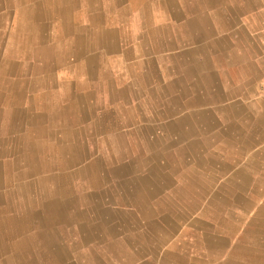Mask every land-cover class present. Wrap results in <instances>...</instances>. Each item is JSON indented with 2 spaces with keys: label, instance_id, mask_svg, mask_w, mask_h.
I'll list each match as a JSON object with an SVG mask.
<instances>
[{
  "label": "crops",
  "instance_id": "0c3cea01",
  "mask_svg": "<svg viewBox=\"0 0 264 264\" xmlns=\"http://www.w3.org/2000/svg\"><path fill=\"white\" fill-rule=\"evenodd\" d=\"M72 148L99 149V165L116 173L100 170L98 189L82 174L66 177L53 155ZM0 165V198L59 179L99 205L98 235L87 223L73 237L84 238L81 251H98L81 264H161L159 234L158 249L133 242L145 220L169 245L208 228V248L189 264L229 257L250 220L264 243V0H0ZM236 213L241 230L226 236L216 223L230 226ZM107 228L141 257L103 254Z\"/></svg>",
  "mask_w": 264,
  "mask_h": 264
},
{
  "label": "bare ground",
  "instance_id": "6f19581e",
  "mask_svg": "<svg viewBox=\"0 0 264 264\" xmlns=\"http://www.w3.org/2000/svg\"><path fill=\"white\" fill-rule=\"evenodd\" d=\"M14 14H16V12ZM27 16H28V13H27ZM63 17H64V15H63ZM28 18H29V16H28ZM28 18H26V19H28ZM4 22H5V20H4ZM227 26H229V25H227ZM1 27H2V25H1ZM246 32H247V30H246ZM29 34H30V32H29ZM122 44H123V41H122ZM109 48H111V47H109ZM80 55H81V53H80ZM125 64L127 65V63H125ZM126 68H127V66H126ZM82 71H83V68H82ZM79 72H81V71H79ZM80 75H81V73H80ZM82 75H84V74L82 73ZM60 77H61V75H60ZM160 79H161V77H160ZM85 80H83V81H85ZM96 84H95V86H96ZM93 95H95V92L93 93ZM152 96H154V95H152ZM93 97H91V98H93ZM126 99H128V98H126ZM101 103H102V101H101ZM88 126H90V125H88ZM92 135H93V133H92ZM33 147H34V145H33ZM78 151H80L79 148H77V149L72 148V149H69V150H59V149H57L56 151H54V155H53L54 156V159H56V162H58L56 164L57 166H55L56 167V170L59 169V171L62 172L63 174H65L66 177H70L72 179H74L76 176H79L80 174H82L83 177L88 180V178L92 174L96 173V170L93 167V162L92 161L88 162L83 167L81 166L82 168L79 167L78 168V171H75L74 170L72 172V173L75 174L74 176H69V173L67 172L68 170H65V168H67L68 166H71V165H74L75 164V162H76L75 158L78 157ZM97 151H99V149H93L92 150L93 155ZM106 153H107V155L104 156L105 159L107 157L108 158L111 157L110 151L109 152H106ZM81 154L83 155L84 152L82 151ZM34 155L35 154L32 153V154H30V157L33 158ZM25 158H28V157L25 155ZM105 165H107V164H105ZM61 170H64V172L61 171ZM208 172H209V170H208ZM102 173L105 174V175L110 176V175H113L114 173H116V170L114 168H112L111 165H108V169H104V171L102 170ZM50 182L53 184L52 186H50V188L49 187H44L43 185H40V187H44V188L41 189V192L38 191L36 193H35V191H36L35 189H37V186H38L37 185V182L36 181H34V182H25L22 186H19V191L21 190V187L23 189V194H24L23 197H19V196L12 195V196L6 197L4 199L3 198H0V200H4V202L6 200V203L8 205V207H7L6 210H8V213H11L7 220L1 219L2 223H4V225L5 224H7L8 226L11 225V227L8 229L7 233L0 232V236L6 238V243L0 245V256L1 255H6V258L4 259V261H0V264H43L42 261H41L42 260V256L45 255V254H51V251H50L49 247L47 246V244H45V242H44L45 235H43L42 230L47 229V228H51V229L52 228H55L56 227L55 224H60V225L65 226L66 223L68 224V221L70 219L71 212H73L74 219H77V220H78V218H85V217L91 216V217L87 218L84 221H94L95 218L99 217V212H98L97 208H93V209H91L88 212L82 211V212L79 213L80 210L77 209V208L79 206L81 207L82 200H81V198H76V193L77 192H80V190H83L84 189V188H81V186H82L81 184H73V182L68 181L69 186L66 189H63L62 186H61L63 184L61 182V180L56 179V180H52ZM106 182H108V186H109L110 185V182L109 181H106ZM70 183L72 184V187H71ZM41 184H45V183H41ZM1 186H2V183H1ZM8 186H10V185H8ZM17 188L18 187L15 188V191L17 190ZM8 189H9V187H8ZM111 189H112L111 187H107V189H105V190H111ZM26 191H28V192H30L32 194L27 195L26 194ZM61 193L63 194V197L62 198H59V195ZM60 199H62V200H60ZM77 200H79L80 203H77ZM258 205L259 204H257V206ZM16 206H17V208H19L18 210L20 212L15 213V212L12 211V210H14V208ZM170 207H172V206H170ZM76 209L79 210V211H77ZM37 211H39V214H37ZM249 216H251V214H249ZM263 216H264V214H263ZM242 217H243V214L242 213H236V214H234L233 219H231L232 221L230 223V226H227V228H226L227 231H229V233L231 235L233 233L237 232L239 229H241V226L244 223V222H242ZM260 217H262V216H260ZM190 218H191V216H190ZM263 225H264V223H263ZM198 227L200 229V233H199L200 235L198 237L205 240L206 232L209 231V229L208 228H203L200 225ZM257 230H259V229H258V227L257 228H254V225H252V220H250L248 223L244 224V227L242 228L241 233H239V234L237 233L238 236H239L237 242L230 246L231 248H230L229 254H228L229 257H227V258H225V259H223V260H221L219 262H214V263L215 264H264V243L258 244L256 238L260 234H259V232ZM67 233L68 234H72L73 236H75V234H80V231H79L78 228H76L73 231L72 230H69ZM157 234H159V238L158 239H160V243L163 246L162 249L164 250L167 247L166 255H171L172 252H171V244L169 245V243H170L169 238L167 237V235H164L162 231L156 229L154 231V236L153 237H155ZM82 239H84V238L81 237L80 238V241L77 242V243H79V246H78V244L76 242H74L73 244H70L68 242L67 245H65V247L63 248V250H62V252L60 254V257L57 256V255H54L53 258L50 259L49 264H68L67 262H70V256H72L71 249L73 247H76V248L81 247L80 243H82V245H84V241ZM127 240H128V238H126V237L114 238L111 241V245L110 246L100 247L99 250L103 254H112L113 255L114 253H116V255H117V254H123L124 253L126 255L129 254L133 258H140L141 257L140 256V253L141 252H139L138 250L137 251H128V249L126 248V246H127L126 245V241ZM133 242H135V244H137V245L140 244L142 251L145 250V244L143 242H141V241L140 242L137 241V243H136V241H133ZM149 243L152 244L154 247H159L157 245L158 244V241L156 242V241H154V239L149 240ZM201 248L204 249V248H208V247H207L206 244L200 246L198 248V251H200L199 253H201ZM28 250L32 252V260L31 261H27L26 260V252ZM33 250H36V251H33ZM163 250H162V252H163ZM79 251H80V249H79ZM93 251L94 252H98V251H96V250H94L92 248H88L87 250L82 251V254L81 255H83V256H89ZM60 259H62V260L59 261ZM192 262H194V261H192ZM201 263L202 264H205V263H210V262H201ZM69 264H71V263H69ZM184 264H189V263L185 262Z\"/></svg>",
  "mask_w": 264,
  "mask_h": 264
},
{
  "label": "rangeland",
  "instance_id": "374dc122",
  "mask_svg": "<svg viewBox=\"0 0 264 264\" xmlns=\"http://www.w3.org/2000/svg\"><path fill=\"white\" fill-rule=\"evenodd\" d=\"M80 150V148H79ZM84 152V154L82 155L81 152ZM33 153L35 154V150L33 151ZM27 157H29L30 155H26ZM105 154L102 156L104 157ZM101 157V158H102ZM84 158H88V162L92 161L93 162V167L95 168L96 170V173L92 174L89 178H88V181H87V188L88 189H98L99 187V171L103 170L104 169H108V166H105V165H99V158H100V155H99V151H97L94 155L92 153V150H88V151H85V150H80L78 151V157L75 158L76 162L74 165H71V166H68L67 168H65V170H68V168H71L72 170L69 172V176H74L75 174L72 173L76 167H81L79 165L80 163V160L81 159H84ZM103 159V158H102ZM86 165V164H84ZM64 172V170H61ZM110 182V181H109ZM104 185H108V182H105L103 183ZM71 187H72V184L70 183ZM62 186V185H61ZM105 190V189H104ZM63 197V194L61 193L59 195V198H62ZM62 200V199H60ZM82 200V203H81V208L83 207L84 209L80 210V212L82 211H85V212H88L90 211L91 209L93 208H97L99 205L94 201V199H91V197H82L81 198ZM92 201H94V203H92ZM4 203L6 205V207H8V205L6 204V200L4 202V200H0V204ZM19 208H17V206L14 208V210H12L13 212L17 213V212H20L18 210ZM51 217V216H50ZM91 216H88V217H85V218H78L77 219H74V215H73V212H71V215H70V219L68 221V224H73V226H77V228L82 225L83 228L86 227V224H90L93 223V225L90 226V229H93L94 231H96V234L98 235L99 233V217L95 218L94 221H84L86 220L87 218H89ZM0 223H2L1 221V218H0ZM217 226H221L223 229H225V235H231L229 233V231H227V226L228 225H223V223H216ZM55 228H47V229H44L42 230V233L43 235H45V238H44V242L45 244H47V246L49 247L50 251H51V254H45L42 256V263L43 264H49L50 262V259L53 258L54 255H57L60 257V254L63 250V248L65 247V245H67V243L69 242L70 244H73L74 242L73 241V235L72 234H68L67 232L69 230H64L65 229V226L63 225H60V224H55ZM144 226H145V229L146 231L148 232H142L141 233V237L139 236L138 234V237H140V241L143 242L145 244V249L147 250L148 249V246H146V241L149 243V240L151 239H154V231L157 229L158 230V226L155 227V224L154 222H147V220L144 221ZM241 230V229H239ZM237 231V232H240V231ZM8 230H0V232H5L7 233ZM106 232H107V235L110 237V240L112 241L116 236H117V232L115 229L113 228H107L106 229ZM190 233L191 236H192V243L191 244H186L183 242V238L186 236V234ZM239 234V233H238ZM103 237H104V233H102ZM200 234H193L192 231H187L185 233H183V235L181 236V239H179V244L177 243H171V252L172 254L171 255H166L165 258L162 259V254L163 252L161 251L159 256H160V259H157L158 262H160L161 264H184L185 262V259L187 257H190L189 255L190 254H194V252H197L198 251V248L204 244H206V240L204 239H201L199 238ZM127 238V237H126ZM195 238V239H194ZM91 238H88V241L90 240ZM135 244V242H134ZM260 244V242L258 243ZM111 245V242L109 241L108 243L106 242L105 244H103L101 247H107V246H110ZM136 245V244H135ZM150 248L151 249H158L159 247H154L152 244H150ZM33 251H36V250H33ZM71 253H72V256H70L71 259H74V262H67L68 264L71 263V264H81L82 262L80 261L81 258L85 257L82 254V251L80 250L79 251V248H76V247H73L71 249ZM93 253V254H92ZM88 257H93L95 256L96 254H98V252H92ZM147 253V252H146ZM199 253V252H198ZM202 253V252H201ZM113 255H116V253H114ZM70 259V260H71ZM26 260L27 261H31L32 260V252L31 251H27L26 252ZM62 259H60L59 261H61Z\"/></svg>",
  "mask_w": 264,
  "mask_h": 264
}]
</instances>
